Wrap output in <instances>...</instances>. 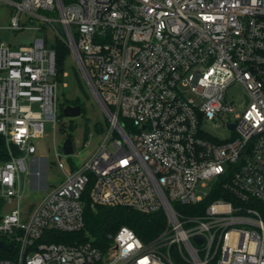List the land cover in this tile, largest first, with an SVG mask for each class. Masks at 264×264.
Returning <instances> with one entry per match:
<instances>
[{
	"label": "built area",
	"instance_id": "2783aa9c",
	"mask_svg": "<svg viewBox=\"0 0 264 264\" xmlns=\"http://www.w3.org/2000/svg\"><path fill=\"white\" fill-rule=\"evenodd\" d=\"M0 2L16 10L13 31L34 19L45 31L19 48L0 39V136L9 153L0 200L19 203L0 214V241L13 246L0 248V264H264V0ZM57 39L109 130L81 169L22 211L34 175L26 160L45 120L58 122ZM235 84L241 105L228 98ZM221 121L226 138L213 132ZM206 182L210 190L198 195ZM87 190L93 207L164 211L166 228L145 243L123 226L106 252L89 241L54 242L53 231L84 228ZM212 195L220 197L205 204Z\"/></svg>",
	"mask_w": 264,
	"mask_h": 264
},
{
	"label": "rangeland",
	"instance_id": "374dc122",
	"mask_svg": "<svg viewBox=\"0 0 264 264\" xmlns=\"http://www.w3.org/2000/svg\"><path fill=\"white\" fill-rule=\"evenodd\" d=\"M15 11L11 6L0 2V39L2 42L12 48H19L29 46L36 39L45 36L44 30L37 29L43 25H40L36 19L32 24L28 22V29L18 32L10 29L11 18ZM25 17L22 15L23 20L28 19ZM46 35L51 42L55 40V34L52 31L48 30ZM64 70L67 76L59 83L57 91L58 122L56 127L53 121L45 120V135L34 142L37 153L26 160L28 168L34 172V175L28 177L27 180L24 198L21 202L22 211L29 210L31 206L39 204L54 187L65 182L68 175L81 169L83 164L102 146L108 134V117L88 86L73 55L67 58ZM243 92V87L240 84H235L228 90V98L241 105L244 103ZM74 101H78L83 106V112L80 116L73 118L65 116L64 108L67 105H73ZM223 124L221 121L213 129V132L220 138L230 135L229 131L223 128ZM69 134L73 136L74 153L72 155H66L62 151L63 142ZM57 152L60 153V160L65 165L64 170L58 165ZM37 172L39 175L36 174ZM22 176L24 177L25 174ZM211 185V182H206L204 187L200 185L198 195L208 192ZM18 205L17 200L12 203L0 200V214L16 209Z\"/></svg>",
	"mask_w": 264,
	"mask_h": 264
},
{
	"label": "trees",
	"instance_id": "16d2710c",
	"mask_svg": "<svg viewBox=\"0 0 264 264\" xmlns=\"http://www.w3.org/2000/svg\"><path fill=\"white\" fill-rule=\"evenodd\" d=\"M52 46L56 53L58 79L62 82L64 80L63 73L67 58L70 56V50L63 41L58 39ZM73 105L81 106L83 112V106L78 101H74ZM8 160V147L4 137L0 136V164ZM217 197H220V195H212L205 204ZM84 199V228L79 232L73 233L53 231L51 233L54 242L79 244L89 241L98 249L106 252L111 245L110 236L115 235L123 226L132 229L145 243L154 240L166 228L167 218L164 211L145 214L126 207H93L88 196V190L85 192ZM174 207L179 214L186 216L195 214L194 211L180 208L178 204H174ZM3 256L6 255L0 252V257Z\"/></svg>",
	"mask_w": 264,
	"mask_h": 264
},
{
	"label": "water",
	"instance_id": "95a60500",
	"mask_svg": "<svg viewBox=\"0 0 264 264\" xmlns=\"http://www.w3.org/2000/svg\"><path fill=\"white\" fill-rule=\"evenodd\" d=\"M61 29V27H59ZM64 115L70 118L80 116L82 113V108L81 106H74V105H67L64 108L63 111ZM62 151L66 155H72L74 153V144H73V136L72 134L67 135L65 141L63 142L62 145ZM202 239L200 237L196 238V241L200 242ZM0 248L4 249L6 251L11 250L13 248L12 245L10 244H5L0 241Z\"/></svg>",
	"mask_w": 264,
	"mask_h": 264
}]
</instances>
